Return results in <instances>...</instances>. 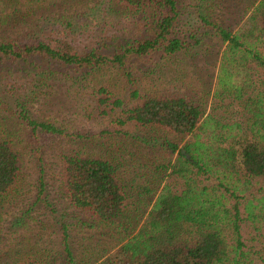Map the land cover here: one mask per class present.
<instances>
[{
  "label": "trees",
  "instance_id": "obj_1",
  "mask_svg": "<svg viewBox=\"0 0 264 264\" xmlns=\"http://www.w3.org/2000/svg\"><path fill=\"white\" fill-rule=\"evenodd\" d=\"M185 1L106 0L107 24H123L124 31L128 26L127 36L121 34L113 46L78 51L66 39L44 42L34 36L0 43V87L10 90L46 80L87 84L103 68H115L131 84L129 108L120 111L126 118L116 122L162 128L179 137L180 142L165 143L175 156L172 164L168 158L151 175L139 168L128 184L106 159L78 148L61 155V183L70 205L100 223H120L128 207L139 212L160 188L137 232L98 264H264V186L252 182L264 179V0L251 3L235 33L212 26L199 13L202 24L213 27L225 45L208 113L185 94H140L133 85L139 62L175 56L200 44L197 30H181ZM93 90L97 103H107L110 112L124 105L119 98L108 103L112 93L106 87ZM231 106L240 111L242 123L232 119ZM17 114L35 138L40 133L63 135L23 110ZM12 136L0 122V198L14 188L21 168ZM63 236L66 243L65 231ZM16 264L41 263L28 259Z\"/></svg>",
  "mask_w": 264,
  "mask_h": 264
},
{
  "label": "rangeland",
  "instance_id": "obj_2",
  "mask_svg": "<svg viewBox=\"0 0 264 264\" xmlns=\"http://www.w3.org/2000/svg\"><path fill=\"white\" fill-rule=\"evenodd\" d=\"M253 1L186 0L181 30H197L200 44L175 56H151L139 62L132 77L137 73L133 85L139 93L185 94L200 102L208 113L225 45L213 33V27L202 24L199 13L207 15L212 26L235 33ZM114 7L118 10L116 4ZM107 8L106 0H0V43L17 36H34L44 42L66 39L78 51L99 44L113 46L121 34L127 36L128 26L124 31L123 24H107ZM95 77L87 84L46 80L10 90L0 87V122L15 134L12 138L21 156L17 183L0 198V264L28 259H37L41 264H98L137 232L160 192L159 188L149 206L140 207L139 212L128 207L125 220L113 225L100 223L89 212L70 205L61 183V155L66 151L78 148L82 154L108 160L117 168L123 184H128L139 168L142 174L151 175L168 158L172 164L175 156L165 143L180 142L179 137L162 128L117 123L126 118L120 111L129 108L126 94L131 84L115 68H103ZM100 86L112 93L108 103L116 98L124 100L121 109L110 112L107 103H97L93 89L99 90ZM21 110L37 122L61 130L63 135L40 133L38 138L33 137L18 117ZM228 112L233 120L243 122L236 106ZM252 182L264 186V179ZM119 224L123 228L117 227Z\"/></svg>",
  "mask_w": 264,
  "mask_h": 264
}]
</instances>
